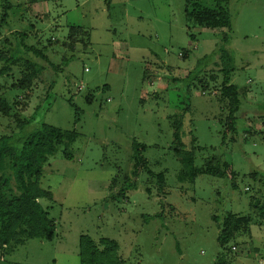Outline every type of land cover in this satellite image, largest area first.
I'll use <instances>...</instances> for the list:
<instances>
[{
    "label": "rangeland",
    "instance_id": "1",
    "mask_svg": "<svg viewBox=\"0 0 264 264\" xmlns=\"http://www.w3.org/2000/svg\"><path fill=\"white\" fill-rule=\"evenodd\" d=\"M226 6L230 31L198 25L186 0H0V46L13 31L38 49L50 42L48 61L28 54L44 68L30 89L12 87L19 70L0 74L11 106L0 136L19 146L43 124L78 134L73 159L58 153L40 179L52 196L39 202L55 221L53 240H27L4 263L81 264L79 238L88 236L115 242L122 264H264V0ZM72 27L86 39L72 38L71 50ZM222 52L240 99L234 135L218 100ZM16 117L27 122L21 130ZM188 155L195 168L223 161L231 172L191 178L180 161ZM134 157L145 162L136 175ZM227 213L251 222L221 246Z\"/></svg>",
    "mask_w": 264,
    "mask_h": 264
},
{
    "label": "trees",
    "instance_id": "2",
    "mask_svg": "<svg viewBox=\"0 0 264 264\" xmlns=\"http://www.w3.org/2000/svg\"><path fill=\"white\" fill-rule=\"evenodd\" d=\"M229 1L214 0L212 6H204L203 0H186L188 4L186 14L201 27L230 31L231 21L226 9ZM6 10L0 14V29L5 24ZM9 35L12 40L6 37L1 41L0 62L3 63V66L0 68V74L11 75L13 70L17 69L20 78L12 87L22 90L30 89L35 81L39 80L44 68L31 60L28 54L31 53L48 61L44 52L47 51L50 42L48 41L42 49H38L27 43L28 37L25 32L13 31ZM76 36L80 37V42L86 39L84 31L79 28H70L67 39L70 41ZM72 42L75 43V41ZM72 42H69L71 50ZM182 56L184 57V55ZM219 59L221 63L219 72L222 78L218 86V100L219 102L223 100L227 102L226 126L228 131L234 135L236 133V114L240 107L239 93L237 88L230 84L229 75L232 60L230 55L222 52ZM196 77V71L187 74V78L194 79ZM209 80L213 81L214 77L210 76ZM210 81L202 82L204 89H208ZM52 85L53 83L48 87L51 88ZM68 101L70 102V100ZM86 101L91 102L90 96L86 97ZM10 113V104L0 98V114L8 117ZM15 120L20 130L27 124L19 117H16ZM251 132L250 128L244 130L245 139ZM174 134L175 139L178 140V133L175 132ZM77 137L78 134L75 131L62 130L46 124L20 136L18 139L20 141L19 146L12 144L11 135L0 136V264H7L4 263V256L14 248L23 245L27 240H53L55 221L50 218L48 211L39 202L40 199L51 201L52 196L49 191L40 186V179L43 168L49 165L58 153L64 160L73 159L70 148ZM175 153L179 154V150L176 149ZM133 159L135 163L133 173L136 175L145 162L143 159L138 160V157ZM180 161L185 170L188 171L186 174L190 175L191 178L199 174L222 177L226 176V172H231L229 164L223 161H217L216 163L209 161L200 168L193 166L192 155L183 157ZM231 174L234 175V173ZM157 180L162 182L163 175H158ZM126 185H128L126 186L127 190L135 188L129 181L126 182ZM245 190L248 191L249 189L246 188ZM213 218L216 217L213 216ZM250 222L251 219L247 216L227 213L223 220L219 222L220 234L218 241L220 245L224 246L230 238L235 237L240 231H246ZM238 247V244L235 243L231 246L230 252H235ZM78 256L81 264H122L118 257L117 244L108 239H100L98 242H94L88 236H81L79 238Z\"/></svg>",
    "mask_w": 264,
    "mask_h": 264
},
{
    "label": "built area",
    "instance_id": "3",
    "mask_svg": "<svg viewBox=\"0 0 264 264\" xmlns=\"http://www.w3.org/2000/svg\"><path fill=\"white\" fill-rule=\"evenodd\" d=\"M263 126H264V124H263ZM234 249V248H233Z\"/></svg>",
    "mask_w": 264,
    "mask_h": 264
}]
</instances>
